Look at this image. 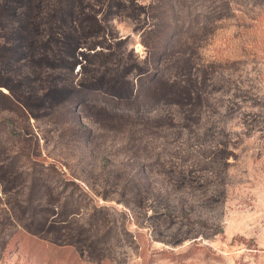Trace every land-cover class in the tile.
Returning <instances> with one entry per match:
<instances>
[{"label": "rangeland", "instance_id": "rangeland-1", "mask_svg": "<svg viewBox=\"0 0 264 264\" xmlns=\"http://www.w3.org/2000/svg\"><path fill=\"white\" fill-rule=\"evenodd\" d=\"M0 264H264V0H0Z\"/></svg>", "mask_w": 264, "mask_h": 264}]
</instances>
